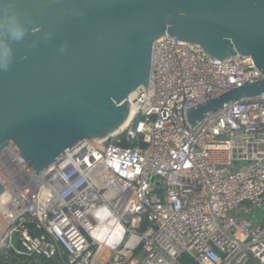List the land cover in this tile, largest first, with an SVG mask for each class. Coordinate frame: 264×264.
<instances>
[{
	"label": "built area",
	"instance_id": "2783aa9c",
	"mask_svg": "<svg viewBox=\"0 0 264 264\" xmlns=\"http://www.w3.org/2000/svg\"><path fill=\"white\" fill-rule=\"evenodd\" d=\"M261 78L251 57L220 61L165 35L112 144L84 141L38 176L14 147L0 153V253L18 264H264V219L248 218L264 207V95L194 128L186 111Z\"/></svg>",
	"mask_w": 264,
	"mask_h": 264
},
{
	"label": "water",
	"instance_id": "95a60500",
	"mask_svg": "<svg viewBox=\"0 0 264 264\" xmlns=\"http://www.w3.org/2000/svg\"><path fill=\"white\" fill-rule=\"evenodd\" d=\"M167 34L220 61L251 57L262 74L186 110L192 128L264 95V0H0V153L14 147L38 176L84 141L112 144Z\"/></svg>",
	"mask_w": 264,
	"mask_h": 264
},
{
	"label": "trees",
	"instance_id": "16d2710c",
	"mask_svg": "<svg viewBox=\"0 0 264 264\" xmlns=\"http://www.w3.org/2000/svg\"><path fill=\"white\" fill-rule=\"evenodd\" d=\"M121 144L129 146L133 145L130 142H127L125 136L121 137ZM23 259L17 258L12 251L10 250H2L0 253V263L2 264H18L22 262ZM40 261V260H39ZM40 263L42 264H52L51 260L46 259L45 257H41Z\"/></svg>",
	"mask_w": 264,
	"mask_h": 264
},
{
	"label": "clouds",
	"instance_id": "9594fccd",
	"mask_svg": "<svg viewBox=\"0 0 264 264\" xmlns=\"http://www.w3.org/2000/svg\"><path fill=\"white\" fill-rule=\"evenodd\" d=\"M7 31L16 39H21L23 37V30L19 26L15 16L11 17V23L8 25Z\"/></svg>",
	"mask_w": 264,
	"mask_h": 264
},
{
	"label": "rangeland",
	"instance_id": "374dc122",
	"mask_svg": "<svg viewBox=\"0 0 264 264\" xmlns=\"http://www.w3.org/2000/svg\"><path fill=\"white\" fill-rule=\"evenodd\" d=\"M251 220L260 221V218L264 219V207L260 208L259 210H254L249 216ZM38 260L41 261V257H36Z\"/></svg>",
	"mask_w": 264,
	"mask_h": 264
},
{
	"label": "bare ground",
	"instance_id": "6f19581e",
	"mask_svg": "<svg viewBox=\"0 0 264 264\" xmlns=\"http://www.w3.org/2000/svg\"><path fill=\"white\" fill-rule=\"evenodd\" d=\"M135 97H136V93H133V94L130 96V103H131V104H132V102L135 100ZM133 115H134V109H133L132 112L130 113V116H129V119H128L127 123L125 124V126H124L121 130H123L127 125L130 124V122L132 121ZM121 130H120V131H121Z\"/></svg>",
	"mask_w": 264,
	"mask_h": 264
}]
</instances>
